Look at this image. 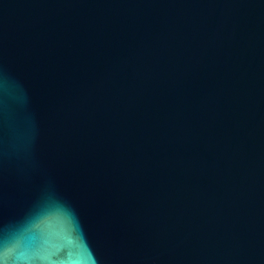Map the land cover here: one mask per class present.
Returning <instances> with one entry per match:
<instances>
[{
  "label": "water",
  "instance_id": "95a60500",
  "mask_svg": "<svg viewBox=\"0 0 264 264\" xmlns=\"http://www.w3.org/2000/svg\"><path fill=\"white\" fill-rule=\"evenodd\" d=\"M0 264H264V0H0Z\"/></svg>",
  "mask_w": 264,
  "mask_h": 264
}]
</instances>
